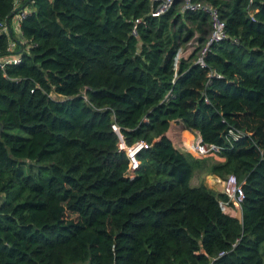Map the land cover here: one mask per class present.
<instances>
[{"label":"trees","instance_id":"obj_1","mask_svg":"<svg viewBox=\"0 0 264 264\" xmlns=\"http://www.w3.org/2000/svg\"><path fill=\"white\" fill-rule=\"evenodd\" d=\"M19 1L0 0V264H264V0H206L227 35L204 54L209 15L180 0ZM174 119L224 160L175 146ZM199 168L236 174L241 218Z\"/></svg>","mask_w":264,"mask_h":264},{"label":"built area","instance_id":"obj_2","mask_svg":"<svg viewBox=\"0 0 264 264\" xmlns=\"http://www.w3.org/2000/svg\"><path fill=\"white\" fill-rule=\"evenodd\" d=\"M152 1V8H151V14L154 16H159L163 14L164 12L171 9V7L175 4L176 0H151ZM180 2L183 3L182 8H191L195 10H203L208 13L211 23V29L209 34V39L207 41L206 46L202 50V54L205 53V51L208 48V45L215 41L220 40L226 37V20L222 17L220 8L213 3L206 1V0H180ZM27 10H24L23 12H20L16 14V21L17 26H20V19L25 15ZM140 18L136 19V22H138ZM137 24L134 25V30H136ZM3 30L10 31L9 25L6 23L4 25ZM15 39V38H14ZM17 40H13L10 44L11 49H13L16 46ZM183 53H185L184 49L182 47L179 48L176 56H175V64H178V61L181 56H186ZM202 55L200 57V60H202ZM5 60L8 62H17L20 60V56L18 54H9L5 57ZM204 63V61L202 60ZM114 127L117 129V125L114 124ZM230 133L233 134L235 137H238L240 134V131H235L233 129H230ZM123 144V143H122ZM122 144L120 146H122ZM149 144L146 141H138L134 145L128 147V154L131 158V169H135L139 161L136 157V153L142 148L147 147ZM180 147L190 150L194 155L198 157H205L207 155L216 154L219 153L221 149V145L214 143V142H204L202 135L198 130L194 131L193 138L190 141L183 140L180 143ZM179 148V147H178ZM223 192H225L228 195V199H222L220 201L221 206L223 209H226V212L230 211L229 209L231 207H239L242 208V202L245 199V191L238 180L236 174L230 173L223 181Z\"/></svg>","mask_w":264,"mask_h":264},{"label":"rangeland","instance_id":"obj_3","mask_svg":"<svg viewBox=\"0 0 264 264\" xmlns=\"http://www.w3.org/2000/svg\"><path fill=\"white\" fill-rule=\"evenodd\" d=\"M178 6L180 7H183V3L182 2H180L179 4H178ZM195 45H196V42L195 41H189L188 43H186V44H183L182 45V48L184 49V50H188L189 52L188 53H190V51H192L193 49H194V47H195ZM187 53V54H188ZM53 95H54V97L55 98H64L62 95H60V94H57V93H53ZM177 127H181L180 125H175V128H177ZM184 128H185V126H183ZM174 130V129H173ZM184 132H187V130H185ZM172 132H170V134H171ZM182 133V131L181 130H178V132H177V134L175 135V136H173V141H174V143L176 144V146L177 147H179L181 150H183V151H188V152H190L191 154H193L190 150H187V149H184V148H182V147H180V143L183 141V140H185V141H190L192 138H193V135H192V133L194 134V131H192V133H191V136H190V138H186L187 136H184L183 134H181ZM123 143V144H122ZM121 144H122V146H124L127 150H128V146H126L125 145V143L122 141L121 142ZM217 155H219V153H216V154H211V155H207V156H205V157H201V158H208L209 159V162L210 163H212V162H215V161H217ZM193 156H195L194 154H193ZM196 157V156H195ZM201 177H202V179H201ZM226 177H221V176H218L217 174H214V173H212L211 171H209V170H207L206 168H204V169H196V171H195V174H194V177H192L191 178V183L192 184H196V183H194V181L195 182H197V181H200V182H202L204 179H208L209 181H211L212 183H214V184H216L217 186H218V190H220L221 188V190L220 191H223V181H224V179H225ZM202 180V181H201ZM199 182V183H200ZM198 183V184H199ZM215 186V185H214ZM225 211H226V209H224ZM69 264H80V263H69Z\"/></svg>","mask_w":264,"mask_h":264},{"label":"crops","instance_id":"obj_4","mask_svg":"<svg viewBox=\"0 0 264 264\" xmlns=\"http://www.w3.org/2000/svg\"><path fill=\"white\" fill-rule=\"evenodd\" d=\"M21 1V0H20ZM20 1H19V5H20ZM22 7L23 8H25V10H27L28 9V7H27V3L26 4H24V5H22ZM182 8V7H181ZM12 27H13V29H14V31H15V35L17 36V35H19V31H20V29H19V27L17 26V21H16V17L13 19V21H12ZM185 51V53H183L184 55H186L189 51L187 50H184ZM175 125L177 126V125H180L181 127H177V128H175ZM183 126H185L184 125V123L180 120V119H174V120H172L171 121V124H170V127H169V129H168V131H167V134H168V136L172 139V141H173V136H175L176 134H177V132H178V130H181L182 131V133L181 134H183L184 136H187L186 138H190V136H191V133H192V131H196L195 129H191V128H188V127H186L185 126V128L183 127ZM174 129V130H173ZM185 130H187V132H184ZM170 132H172L171 134H170ZM192 135H193V133H192ZM173 143H174V141H173ZM174 145L176 146V144L174 143ZM196 156V155H195ZM196 157H198V156H196ZM217 157V161L218 160H224V156H222V155H217L216 156ZM195 174V173H194ZM192 177H194V175L192 176ZM201 179H202V177H201ZM202 181V180H201ZM200 181H197V182H195L194 181V183H196V184H198ZM203 182H205L207 185H209V186H211V187H213L214 189H216V190H218V186L217 185H215L214 183H212L211 181H209L208 179H204L203 180ZM215 185V186H214ZM222 189V188H221ZM220 189V190H221ZM220 190H218V191H220ZM230 211H228V213H230V214H232V215H234V216H237V217H242V208H239V207H231L230 209H229Z\"/></svg>","mask_w":264,"mask_h":264},{"label":"water","instance_id":"obj_5","mask_svg":"<svg viewBox=\"0 0 264 264\" xmlns=\"http://www.w3.org/2000/svg\"><path fill=\"white\" fill-rule=\"evenodd\" d=\"M124 142V141H123ZM122 148H125L124 146H121Z\"/></svg>","mask_w":264,"mask_h":264},{"label":"bare ground","instance_id":"obj_6","mask_svg":"<svg viewBox=\"0 0 264 264\" xmlns=\"http://www.w3.org/2000/svg\"><path fill=\"white\" fill-rule=\"evenodd\" d=\"M216 185V184H215Z\"/></svg>","mask_w":264,"mask_h":264}]
</instances>
